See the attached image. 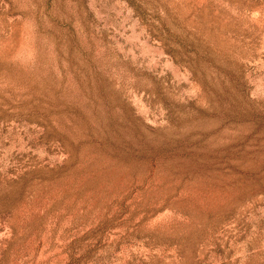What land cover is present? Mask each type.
<instances>
[{"label": "rangeland", "instance_id": "rangeland-1", "mask_svg": "<svg viewBox=\"0 0 264 264\" xmlns=\"http://www.w3.org/2000/svg\"><path fill=\"white\" fill-rule=\"evenodd\" d=\"M0 264H264V0H0Z\"/></svg>", "mask_w": 264, "mask_h": 264}, {"label": "trees", "instance_id": "trees-1", "mask_svg": "<svg viewBox=\"0 0 264 264\" xmlns=\"http://www.w3.org/2000/svg\"><path fill=\"white\" fill-rule=\"evenodd\" d=\"M163 40V39H162ZM165 41V40H164ZM177 47L179 48L177 53H178V59H176V61H178L179 63L184 64L185 66H188V64L190 62H193L195 64V69H191L192 72L196 70H198V72H200V74H202V76L204 75V71L205 66H203L202 64H208L211 63V61H206V58L208 56V52L207 51H199L197 49V47H193L188 45L186 42L181 41L180 43L177 44ZM176 52V50H174V53ZM168 53L173 54V51L168 49ZM177 56V55H176ZM175 58V57H174ZM185 59H188V61H185ZM190 66V65H189ZM207 67V66H206ZM238 116V115H235Z\"/></svg>", "mask_w": 264, "mask_h": 264}]
</instances>
